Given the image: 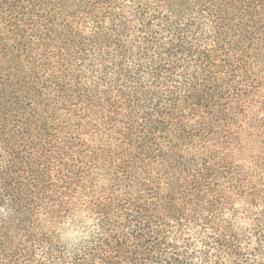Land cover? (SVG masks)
Wrapping results in <instances>:
<instances>
[{
    "label": "trees",
    "instance_id": "1",
    "mask_svg": "<svg viewBox=\"0 0 264 264\" xmlns=\"http://www.w3.org/2000/svg\"><path fill=\"white\" fill-rule=\"evenodd\" d=\"M0 264H264V0H0Z\"/></svg>",
    "mask_w": 264,
    "mask_h": 264
},
{
    "label": "clouds",
    "instance_id": "2",
    "mask_svg": "<svg viewBox=\"0 0 264 264\" xmlns=\"http://www.w3.org/2000/svg\"><path fill=\"white\" fill-rule=\"evenodd\" d=\"M89 225L92 224V221L87 222ZM89 233L88 232H81V233H62L61 239L68 244V246L71 248L75 246V244L79 243L81 239H87Z\"/></svg>",
    "mask_w": 264,
    "mask_h": 264
}]
</instances>
